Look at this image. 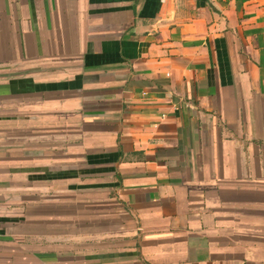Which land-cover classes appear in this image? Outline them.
I'll list each match as a JSON object with an SVG mask.
<instances>
[{"label": "crops", "instance_id": "1", "mask_svg": "<svg viewBox=\"0 0 264 264\" xmlns=\"http://www.w3.org/2000/svg\"><path fill=\"white\" fill-rule=\"evenodd\" d=\"M0 264H264V0H0Z\"/></svg>", "mask_w": 264, "mask_h": 264}, {"label": "rangeland", "instance_id": "2", "mask_svg": "<svg viewBox=\"0 0 264 264\" xmlns=\"http://www.w3.org/2000/svg\"><path fill=\"white\" fill-rule=\"evenodd\" d=\"M11 241L14 242L15 240L12 239ZM11 241H9V242L11 243ZM10 254H11V253H10Z\"/></svg>", "mask_w": 264, "mask_h": 264}]
</instances>
